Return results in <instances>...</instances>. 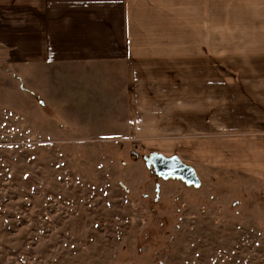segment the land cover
<instances>
[{
	"label": "rangeland",
	"instance_id": "374dc122",
	"mask_svg": "<svg viewBox=\"0 0 264 264\" xmlns=\"http://www.w3.org/2000/svg\"><path fill=\"white\" fill-rule=\"evenodd\" d=\"M6 49L0 264H264V173L207 168L193 184L156 170L184 134L173 65H131L123 98L104 70L61 80Z\"/></svg>",
	"mask_w": 264,
	"mask_h": 264
},
{
	"label": "crops",
	"instance_id": "0c3cea01",
	"mask_svg": "<svg viewBox=\"0 0 264 264\" xmlns=\"http://www.w3.org/2000/svg\"><path fill=\"white\" fill-rule=\"evenodd\" d=\"M0 33V48L61 80L108 72L116 97L131 65H173L186 98L173 156L194 172L264 173V0H0Z\"/></svg>",
	"mask_w": 264,
	"mask_h": 264
},
{
	"label": "water",
	"instance_id": "95a60500",
	"mask_svg": "<svg viewBox=\"0 0 264 264\" xmlns=\"http://www.w3.org/2000/svg\"><path fill=\"white\" fill-rule=\"evenodd\" d=\"M154 164L157 172L163 176L174 175L186 182L197 184V178L193 169L185 166L178 159L156 158Z\"/></svg>",
	"mask_w": 264,
	"mask_h": 264
}]
</instances>
